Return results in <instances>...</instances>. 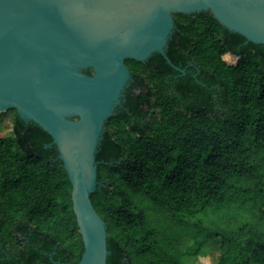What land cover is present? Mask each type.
Segmentation results:
<instances>
[{
  "label": "trees",
  "instance_id": "trees-1",
  "mask_svg": "<svg viewBox=\"0 0 264 264\" xmlns=\"http://www.w3.org/2000/svg\"><path fill=\"white\" fill-rule=\"evenodd\" d=\"M174 21L167 56L194 68L182 75L158 53L126 60L125 109L98 148L91 200L108 224V264H264V45L210 12ZM197 73L226 91L225 113L194 106L217 93ZM0 127L12 129L0 137V264H79L72 184L52 138L16 110Z\"/></svg>",
  "mask_w": 264,
  "mask_h": 264
},
{
  "label": "water",
  "instance_id": "water-1",
  "mask_svg": "<svg viewBox=\"0 0 264 264\" xmlns=\"http://www.w3.org/2000/svg\"><path fill=\"white\" fill-rule=\"evenodd\" d=\"M203 12L264 45V0H0V113L16 110L52 138L72 184L79 264H108V224L91 196L105 124L132 80L125 61L158 53L174 67V15Z\"/></svg>",
  "mask_w": 264,
  "mask_h": 264
},
{
  "label": "flooded vegetation",
  "instance_id": "flooded-vegetation-1",
  "mask_svg": "<svg viewBox=\"0 0 264 264\" xmlns=\"http://www.w3.org/2000/svg\"><path fill=\"white\" fill-rule=\"evenodd\" d=\"M234 60H235V63L232 64V65H236L237 64V59L234 58ZM173 68L175 70L181 72L182 75H185L186 74V69L194 68V64L192 62H188L187 65H186V69H180L179 67H177L175 65H174ZM193 77H194V79L196 81V84L198 86L204 87V89H206L205 91H209V90L211 91V89H213V90H215L217 92L214 95V98L212 100L210 98H204V99L198 98L197 100L194 101V106L195 107L201 106L204 109L213 110L214 113H219V114L225 113L226 110H227L226 106L228 104L226 91L224 89H222L219 84H214V85L209 86L203 80L199 79V73L193 75ZM169 78H168L167 82L172 87V89H170V92L172 94L175 91H174V87H173V82H171V80ZM173 78L176 81L177 80V75L173 76ZM132 81H133V79L130 81V84H129L128 88L131 87V85H132L131 82ZM195 87L196 86H194L193 88L195 89ZM123 99H124V96H123ZM123 99H122V103H121V105L119 107H121L122 109H125V106H124L125 101ZM7 256H9V254H7Z\"/></svg>",
  "mask_w": 264,
  "mask_h": 264
},
{
  "label": "rangeland",
  "instance_id": "rangeland-1",
  "mask_svg": "<svg viewBox=\"0 0 264 264\" xmlns=\"http://www.w3.org/2000/svg\"><path fill=\"white\" fill-rule=\"evenodd\" d=\"M226 61L229 62L230 64H234L235 60L231 56H226L225 57ZM12 135V129H3L0 127V137H8ZM198 264H210L209 257L206 258H198L196 260Z\"/></svg>",
  "mask_w": 264,
  "mask_h": 264
}]
</instances>
